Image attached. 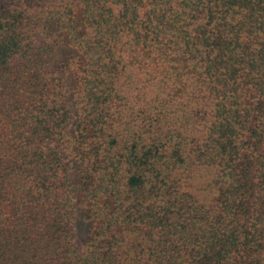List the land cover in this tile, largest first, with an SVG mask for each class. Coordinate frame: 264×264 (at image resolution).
<instances>
[{"label": "trees", "instance_id": "obj_1", "mask_svg": "<svg viewBox=\"0 0 264 264\" xmlns=\"http://www.w3.org/2000/svg\"><path fill=\"white\" fill-rule=\"evenodd\" d=\"M0 264H264V0H0Z\"/></svg>", "mask_w": 264, "mask_h": 264}, {"label": "rangeland", "instance_id": "obj_2", "mask_svg": "<svg viewBox=\"0 0 264 264\" xmlns=\"http://www.w3.org/2000/svg\"><path fill=\"white\" fill-rule=\"evenodd\" d=\"M79 226H80V229H81V232H79V235H82L84 227L81 226V225H79Z\"/></svg>", "mask_w": 264, "mask_h": 264}]
</instances>
